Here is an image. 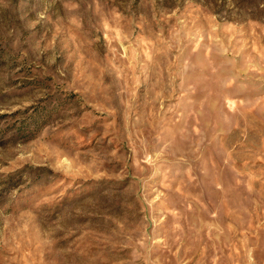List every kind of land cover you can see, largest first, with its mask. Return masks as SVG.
<instances>
[{
	"label": "rangeland",
	"instance_id": "rangeland-1",
	"mask_svg": "<svg viewBox=\"0 0 264 264\" xmlns=\"http://www.w3.org/2000/svg\"><path fill=\"white\" fill-rule=\"evenodd\" d=\"M0 264H264V0H0Z\"/></svg>",
	"mask_w": 264,
	"mask_h": 264
}]
</instances>
